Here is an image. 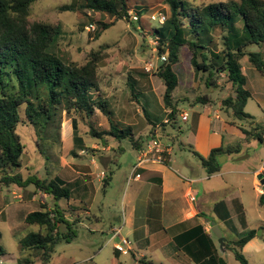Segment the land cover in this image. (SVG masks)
Segmentation results:
<instances>
[{
    "label": "trees",
    "instance_id": "1",
    "mask_svg": "<svg viewBox=\"0 0 264 264\" xmlns=\"http://www.w3.org/2000/svg\"><path fill=\"white\" fill-rule=\"evenodd\" d=\"M35 1L0 0V185L7 188L17 185L25 190L33 185L34 193H46L56 201L54 204L41 202L40 209L25 216V221L37 224L38 229L18 239L20 264H32L38 260L47 264L59 243L71 242L77 237L79 220L69 219L60 204V200L71 198V181L63 179L58 173L52 176L50 170L46 176L39 171L26 175L22 173L25 145L17 131L19 125L33 127L37 147L49 162L50 151L60 142L64 111L72 119L74 139L78 145L83 141L79 135V118L88 120L93 136L102 137L107 133L119 142L126 139L137 151L146 140L136 136L131 126L124 127L114 120L109 101L100 87L98 68L101 54L91 53L83 63L67 61L58 55L54 47L61 28L49 22L30 20L31 6ZM132 1L84 0V6L93 11L111 13L116 20L129 18L135 28V23H139V28L143 29L141 22L147 6L131 9ZM163 2L169 6V14L161 27L152 32L158 41L159 55H167L162 64L156 66L154 73L165 85L163 100L165 108L170 110L167 121H161L159 125L161 135L169 136L175 142L177 133H166V128L176 127L177 117L182 112L181 102L189 100L174 98V90L179 85L175 66L180 61L182 47L189 50L195 75L203 80L209 92L197 95L194 101L188 102L213 103L211 90L224 91L221 110L231 124L245 123L238 125L244 134L239 144L213 148L208 156L194 152L211 175L221 169L220 155L238 153L244 142L253 139L264 142V122L255 121L254 116L245 110L252 94L246 88L247 77L240 62L247 55L264 75L263 53L247 50L250 44L264 43V0ZM64 8L72 10L74 6L66 5ZM133 11L138 20L131 19L130 12ZM101 25L102 29H107L112 23ZM135 84L136 81L131 79L129 85L132 90ZM97 110L108 117V131H99L95 127L93 117L97 116ZM111 174L109 172L105 176V186L109 184ZM260 202L264 204V190ZM239 213L244 216L243 210L240 209ZM255 235L256 231L250 230L238 239L227 240L224 248L231 250L242 264H251L244 255L243 247ZM192 237L195 245L189 240ZM174 241L198 264H228L218 253L213 238L201 225L176 235ZM5 253L0 245V256Z\"/></svg>",
    "mask_w": 264,
    "mask_h": 264
},
{
    "label": "rangeland",
    "instance_id": "2",
    "mask_svg": "<svg viewBox=\"0 0 264 264\" xmlns=\"http://www.w3.org/2000/svg\"><path fill=\"white\" fill-rule=\"evenodd\" d=\"M66 5L74 6V9L64 8ZM143 5L147 6L141 22L143 29L139 28V23H135L137 24L135 28L129 18L116 20V16L111 13L88 9L84 6V0H36L31 6L30 20L49 22L61 28L62 32L54 50L67 61L83 63L91 53L101 54L98 68L100 87L109 101L114 120L124 127H133L136 136L142 135L146 139L145 135L151 126L150 121L161 123L168 117L164 111L165 85L154 74L160 55L156 48L150 46V40L153 37V30L161 27L157 20L151 19V15L157 12L168 15L169 6L163 0H133L131 9L136 10L137 6ZM90 23L96 25L95 30L91 27L88 29ZM101 23H112V25L102 29ZM247 50L260 51L264 56V43L250 44ZM181 52L180 61L175 66L179 85L174 90V98H187L192 102L197 95L209 92L203 80L195 75L187 47H182ZM241 64L248 80L247 87L253 94V97L247 101L245 110L252 114L255 120L264 122V75L250 62L247 55L241 59ZM131 79L136 81L134 90L129 85ZM210 93L214 101L221 97V92L218 90H211ZM188 101L181 102V108L190 116L191 121L194 112L202 111L203 105L199 103L191 106ZM87 121L79 118V135L83 141L78 145L74 139L72 119L65 111L63 112L60 142L50 151V162L37 147L33 127L21 124L17 130L25 145L21 168L24 175L39 171L42 176H46L50 170L51 175L54 176L61 172L62 165L67 164L68 161L87 164L93 173L94 207L92 211L93 214H102V218L98 221L91 217L86 220V225L77 223L78 239L71 243L61 242L56 246L53 255L56 256V263L62 258L60 255H64L65 252L66 255L73 253L80 244L107 247L100 256L95 258L97 257L96 260L100 263L109 262V259L113 257V244L108 245L106 235L110 224L119 223L124 227V232L128 230L124 222L127 218L126 208L128 210L127 191L131 193L134 183L130 179V174L135 162V152L126 139L119 142L107 133H104L102 137L93 136ZM93 123L99 131H108L110 127L108 117L99 110H97V116L93 117ZM189 125L190 122L183 121L179 115L176 127L173 128L178 138L175 140L172 160L173 166L178 170H181L186 159L192 157L188 148L181 147V142L186 143L192 135ZM152 135L150 134V139L148 140V137L146 140L150 142ZM225 135L227 136L228 133ZM190 148L194 150L192 146ZM254 160V156H251L243 162L249 163ZM63 172L66 175L65 171ZM109 172H112L111 178L109 185L105 186L104 179ZM10 188L0 185V245L6 251L0 256V264H20L18 260L21 257V251L18 239L38 229L37 224L27 223L25 216L30 211L40 209L41 202L48 204L56 202L52 196L41 192H37L35 199L31 200L35 190L33 185H29L26 190L17 185H12ZM66 201V199L60 200V204L64 207L63 202ZM249 204V218L252 226L257 229V239L261 243L258 248L261 247V249L251 248L244 255L251 264H264V232L263 227H259L256 222L258 210L264 208H258L255 202H249ZM98 205L101 208L100 211ZM222 227L224 232H227L225 226L222 225ZM100 228H104L105 231H97ZM241 229L243 228L237 226L232 234ZM225 239V242L230 240L226 237ZM222 249H225L221 253L228 264H242L235 258L232 251L224 247ZM151 252L152 254L154 252V255L148 259L153 263L171 264L166 256L167 247ZM126 259L129 264L132 263L130 254L126 256ZM32 264L42 263L38 260Z\"/></svg>",
    "mask_w": 264,
    "mask_h": 264
},
{
    "label": "crops",
    "instance_id": "3",
    "mask_svg": "<svg viewBox=\"0 0 264 264\" xmlns=\"http://www.w3.org/2000/svg\"><path fill=\"white\" fill-rule=\"evenodd\" d=\"M246 88L251 92L247 84ZM224 95L225 92L222 91L219 100L217 99L213 103L201 104L203 105L202 111L196 110L191 121L190 116H188L187 122H190L189 127L192 135L186 143L184 142L185 144L180 141V138L179 141L183 149H189L192 157L184 161L181 170L173 166L172 153L163 161L151 157L153 159L133 171L137 163L138 151L132 147L135 152V162L130 179L134 183L131 193L129 194V190L127 191L128 210L126 208L127 218L124 222L128 230L124 232V227L119 223L110 224L106 235L108 236V245L113 244V257L109 259V262L100 263L96 260L97 257L95 258V256H100L107 247L80 244L78 249H74L73 253L66 255L65 252L64 255H60L62 258L57 263L56 256H53V254L48 263L129 264L126 256L130 254L132 256L131 264H146L147 262L153 263L152 260L148 259L154 255V252L152 254L151 251L167 247L168 253H166V256L169 263L198 264L192 260L188 252L178 248L174 241L176 235L201 225L213 238L218 253L222 255L221 251L225 249L221 250L217 237L212 233V220L216 221L222 228L223 235L230 240L238 239L250 230L256 231L257 229L252 226L249 218L248 207H250L249 202H255L258 208H264V204L260 202L264 189L258 177L260 174L264 175V142L261 143L253 139L248 143H241L240 152L226 154L227 159L224 163H221V169L211 175L207 173L201 159L194 154V152H197L202 156H208L213 148L221 145L234 146L244 138V134L238 128V125H245V123L236 122V124H231L230 119L221 110V98ZM190 105L194 106L191 103ZM164 111L169 113L170 110L165 108ZM183 112H185L184 109L181 113ZM150 122L151 126L146 133L147 135H145L147 138L149 137L148 140L150 134H153L151 138L157 134L163 142L174 145V152L175 142H172L169 136L161 135L160 123ZM166 133L175 132L168 126ZM225 133H228V135L226 136ZM148 142L145 140L143 147ZM245 153H249V156L244 159L254 156L255 160L244 163V159H236L237 156ZM58 174L63 179L73 183L71 198L63 202L64 207L61 205L66 210V216L71 220L78 219L81 225H86V220L91 219V217L100 221L102 214H93L92 211L94 207L93 173L88 165L68 161L67 164L62 165V170ZM136 174H139V176H136ZM35 196L36 193H34L31 200H34ZM100 209L98 205V210L100 211ZM240 209L243 210L242 214L244 216L239 213ZM256 222L259 227H263L262 231L264 232V209L258 210ZM222 225L225 226L227 232H224ZM117 226L122 227L121 233L114 235L113 229ZM237 226L243 229L232 234L233 229ZM97 231L104 232L105 230L100 228ZM121 237H126L130 241L127 251H119L116 248V244L120 242ZM77 239L78 235L71 242ZM189 240L192 245H195L193 237ZM259 243L256 234L245 244L243 252L245 253L254 247H256L255 249H261V247L258 248Z\"/></svg>",
    "mask_w": 264,
    "mask_h": 264
},
{
    "label": "built area",
    "instance_id": "4",
    "mask_svg": "<svg viewBox=\"0 0 264 264\" xmlns=\"http://www.w3.org/2000/svg\"><path fill=\"white\" fill-rule=\"evenodd\" d=\"M130 15H131L130 16L131 19L138 20V16L135 12H130ZM151 19L157 20L160 24H163L167 19V15L162 12H157L156 14L151 15ZM90 27L92 28V30L96 29V25L94 23H90L88 25V29H90ZM157 43H158L157 38L153 36L150 40V46H153L154 48L157 49ZM166 56H167L166 54L160 55L159 61L163 62L166 59ZM180 116L183 121L188 120V114L186 112L180 113ZM172 153H173L172 144L163 142L161 137H159V135L156 134L151 138L150 142H148L146 146L142 147L138 151L137 163L135 164L133 171H135L139 166L145 164L150 159L154 158L156 160L163 161L164 159L172 155ZM136 176H139V174H136ZM121 229H122L121 226L115 227L113 229L114 235H119L121 233ZM129 244L130 241L128 238L121 237L120 242L116 244V248L119 251H127V247L129 246Z\"/></svg>",
    "mask_w": 264,
    "mask_h": 264
},
{
    "label": "water",
    "instance_id": "5",
    "mask_svg": "<svg viewBox=\"0 0 264 264\" xmlns=\"http://www.w3.org/2000/svg\"><path fill=\"white\" fill-rule=\"evenodd\" d=\"M158 64H162V61H159ZM249 156V153H245L243 155H240L238 156L236 159L237 160H242L246 157ZM227 159V155L226 154H223V155H220L219 156V162L220 163H224ZM259 180H260V183L261 185L263 186V189H264V175L263 174H260L259 176ZM211 230H212V233L217 237L218 239V242L220 244V247L223 248L224 247V244H225V236L223 235V231L221 229V227L216 223L215 220H212V223H211Z\"/></svg>",
    "mask_w": 264,
    "mask_h": 264
}]
</instances>
